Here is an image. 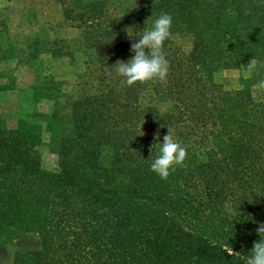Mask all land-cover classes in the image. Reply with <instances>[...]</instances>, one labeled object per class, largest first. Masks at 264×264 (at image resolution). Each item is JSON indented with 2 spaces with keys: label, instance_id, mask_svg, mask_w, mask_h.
I'll list each match as a JSON object with an SVG mask.
<instances>
[{
  "label": "trees",
  "instance_id": "1",
  "mask_svg": "<svg viewBox=\"0 0 264 264\" xmlns=\"http://www.w3.org/2000/svg\"><path fill=\"white\" fill-rule=\"evenodd\" d=\"M56 2L95 52L100 91L72 103L55 171L41 165L39 125L0 121L9 264H246L264 223V97L227 91L213 74L264 63V0H150L122 14L107 0ZM162 13L188 47L164 42L166 83L121 86L114 65L133 55L130 32ZM168 129L188 156L161 180L150 165Z\"/></svg>",
  "mask_w": 264,
  "mask_h": 264
},
{
  "label": "rangeland",
  "instance_id": "2",
  "mask_svg": "<svg viewBox=\"0 0 264 264\" xmlns=\"http://www.w3.org/2000/svg\"><path fill=\"white\" fill-rule=\"evenodd\" d=\"M149 1L107 0V6L111 14H122ZM137 26L130 32L133 42L142 31ZM81 37L80 29L64 21L56 0H0V121L7 128L16 127L19 119L39 125L38 154L48 171L57 170L60 138L71 133L72 103L100 91L95 52L83 47ZM171 38L175 45L188 47L187 37ZM251 59L241 60L238 68L216 71L214 81L231 92L246 85L256 97H264L254 87L264 80L263 70L245 69ZM110 153L109 147L103 148L102 163ZM16 246L0 248V264L10 263Z\"/></svg>",
  "mask_w": 264,
  "mask_h": 264
},
{
  "label": "clouds",
  "instance_id": "3",
  "mask_svg": "<svg viewBox=\"0 0 264 264\" xmlns=\"http://www.w3.org/2000/svg\"><path fill=\"white\" fill-rule=\"evenodd\" d=\"M172 20L170 14L162 13L155 19L151 28H144L136 33L138 39L131 43L130 51L133 53L131 58L127 62L117 60L114 65L117 76L122 78L121 86L132 87L137 83L145 84L150 81L167 82L169 62L163 48L164 42L171 37ZM127 33L129 36L128 31ZM258 67L264 68V63L252 58L245 69L252 73L257 71ZM254 87L264 95V80H260ZM187 156V149L174 139L168 129L163 137V143H160L159 155L150 165V171L156 173L161 180H167L177 166L186 167L184 162ZM228 210L230 211V208ZM255 231L260 239L253 242L246 264H264V223H260ZM225 251L229 255L238 254L232 249Z\"/></svg>",
  "mask_w": 264,
  "mask_h": 264
}]
</instances>
